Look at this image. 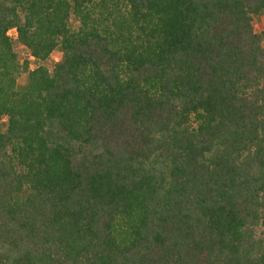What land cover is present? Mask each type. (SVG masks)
Returning a JSON list of instances; mask_svg holds the SVG:
<instances>
[{"label": "trees", "instance_id": "1", "mask_svg": "<svg viewBox=\"0 0 264 264\" xmlns=\"http://www.w3.org/2000/svg\"><path fill=\"white\" fill-rule=\"evenodd\" d=\"M0 264H264V0H0Z\"/></svg>", "mask_w": 264, "mask_h": 264}, {"label": "rangeland", "instance_id": "2", "mask_svg": "<svg viewBox=\"0 0 264 264\" xmlns=\"http://www.w3.org/2000/svg\"><path fill=\"white\" fill-rule=\"evenodd\" d=\"M72 24H74V26L77 25L74 20L72 21ZM10 33H14V30H11ZM16 51H17V53L21 59H28V61L30 62L31 68H35L37 66V64H39L34 59V57H32L30 55V52L28 51V49L26 47L17 44L16 45ZM58 58H59V51H56L52 55H50L45 61H42L41 64L46 65L47 67L51 68L53 63L55 61H57ZM18 81L20 84H24L26 81V74H23L22 76H20Z\"/></svg>", "mask_w": 264, "mask_h": 264}]
</instances>
